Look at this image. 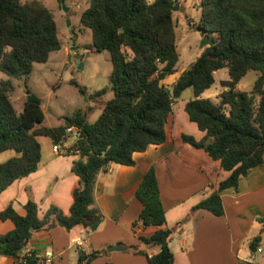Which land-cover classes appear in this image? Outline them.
<instances>
[{"label": "trees", "instance_id": "trees-1", "mask_svg": "<svg viewBox=\"0 0 264 264\" xmlns=\"http://www.w3.org/2000/svg\"><path fill=\"white\" fill-rule=\"evenodd\" d=\"M87 1L80 22L91 30L94 49L108 51L112 62L113 97L104 103L94 123L79 110L65 117L60 126L48 128L38 96L27 91L23 111L18 114L10 98L12 86L0 83V153L12 150L17 154L0 164V194L38 170L42 158L40 137L50 138L53 145H64L68 127L76 126L81 131L72 146L78 156L72 172L79 183L69 214L51 206L40 217L39 205L30 190L24 216L12 205L0 213L2 220L9 219L15 225L13 231L0 235V255L16 258V264L37 232L81 227L89 236L99 228L104 216L95 200L98 175L112 164L134 166V153L165 143L173 105L188 89L193 90L194 98L187 102L185 112L204 137L198 141L183 134L182 140L204 150L228 174L217 188L208 190L192 212L205 210L222 217L223 191L238 188L240 179L263 162L264 0H200L201 17L195 25L214 44L202 46L201 55L171 88L162 81L179 72L173 11L179 0ZM62 46L54 16L44 5L0 0V73L12 79L29 77L35 64L47 63L51 53ZM224 68L229 71V80L221 85L227 90L215 100L200 98L215 83L214 73ZM250 72L257 74L252 90H237ZM78 91L92 100L106 94L102 90L88 95L84 87ZM136 197L143 210L134 227L139 223L145 228L155 227L152 236L140 240L147 247H159L160 252L149 257L143 250L135 251L146 255L148 264H174L170 249L173 231L165 227L166 211L154 167L147 171ZM260 243L261 237L250 242L252 253L257 252ZM101 255V251H81L78 264H91ZM23 264H37V257L33 255Z\"/></svg>", "mask_w": 264, "mask_h": 264}, {"label": "crops", "instance_id": "crops-1", "mask_svg": "<svg viewBox=\"0 0 264 264\" xmlns=\"http://www.w3.org/2000/svg\"><path fill=\"white\" fill-rule=\"evenodd\" d=\"M185 70L171 75L162 84L171 88ZM248 74L240 81L237 90H252L257 74L242 86ZM214 79L213 86L200 98L215 100L227 90L221 82L229 80L228 69L216 71ZM188 121L190 124L180 114L177 117L172 112L166 125L165 143L150 145L146 151L134 153V166L112 164L100 172L95 184V200L104 220L94 233L88 236L81 227L71 231L54 227L35 233L27 249L42 260L51 257L52 264H78L81 251L102 252L91 264H148L146 255L138 253L135 248L145 251L149 257L157 255L159 247H147L140 240L143 236H152L156 228H145L141 223L134 227V223L143 210L136 191L147 171L154 167L166 211L165 227L173 231L170 249L174 254V264H237L240 261L255 264V255L250 250V242L254 238L261 237L259 248L262 250L260 253H264L261 247L264 244V157L259 166L240 179L238 188L223 191L222 217L205 210L192 212V208L206 198L208 190L217 188L228 174L221 171L219 164L204 150L183 142V134L198 141L204 137L189 117ZM46 138L51 142L50 158H43L42 147L38 170L0 194V213L12 205L19 215L24 216L30 190L39 205L40 217L51 206L69 214L74 202L73 193L79 183V178L72 172L73 162L78 156L77 153L74 158L55 154L52 140ZM71 144L66 142L64 145ZM14 229L11 220L0 218V235ZM114 246H122L126 250L109 251ZM261 259L257 264H264V256ZM16 263V258L0 255V264Z\"/></svg>", "mask_w": 264, "mask_h": 264}, {"label": "rangeland", "instance_id": "rangeland-1", "mask_svg": "<svg viewBox=\"0 0 264 264\" xmlns=\"http://www.w3.org/2000/svg\"><path fill=\"white\" fill-rule=\"evenodd\" d=\"M20 1L38 2L53 14L63 46L61 50L51 53L47 63L35 64L29 77L12 79L0 73V83L9 82L12 86L10 98L15 111L18 114L23 111L29 91L42 100L44 126L48 128L60 126L65 117H70L79 110L86 112L88 121L94 123L101 115V107L113 97L110 83L112 62L108 51L97 52L94 49L91 30L80 22L81 14L88 8V1L69 0L64 6L57 0ZM177 5L179 9L174 13V21L180 53L177 68L181 71L191 66L202 49L201 33L196 27L200 21L201 9L200 0H179ZM254 74L255 72H250L242 86L247 85ZM79 87H84L88 95L102 90H106V94L96 100L86 99L79 93ZM191 99L193 90L188 89L175 101L172 110L177 117L179 114L181 118L184 117L187 123L188 115L184 111V106ZM73 141L70 139L67 144ZM39 142L41 148L43 147V158H50L49 139L40 137ZM16 155L12 150L0 153V164ZM60 156L74 158L73 154ZM261 247L264 251V244ZM254 255L257 264L262 260L261 256H264V253L255 252Z\"/></svg>", "mask_w": 264, "mask_h": 264}, {"label": "built area", "instance_id": "built-area-1", "mask_svg": "<svg viewBox=\"0 0 264 264\" xmlns=\"http://www.w3.org/2000/svg\"><path fill=\"white\" fill-rule=\"evenodd\" d=\"M66 137L67 141L70 139H73V143L69 146L66 145H54L53 146V152L58 155H67V154H73L76 152L72 151V146L75 144V142L81 137V131L76 126H71L66 129ZM66 144V143H65ZM108 169V168H107ZM262 250L259 248L257 252H261ZM33 257V254L28 249L25 250L23 257L19 260V264L25 263L27 258ZM37 264H52V258L47 256L44 260L37 258Z\"/></svg>", "mask_w": 264, "mask_h": 264}, {"label": "water", "instance_id": "water-1", "mask_svg": "<svg viewBox=\"0 0 264 264\" xmlns=\"http://www.w3.org/2000/svg\"><path fill=\"white\" fill-rule=\"evenodd\" d=\"M61 4L64 6V2L62 1ZM179 9L178 5H176L174 8H173V11H177ZM214 44V42L211 40V39H208V38H205L203 35H202V41H201V46H205V45H208V46H212ZM80 68H82V66H80ZM104 156V154H103ZM126 250L125 247H122V246H114V247H110L109 248V251H124Z\"/></svg>", "mask_w": 264, "mask_h": 264}]
</instances>
